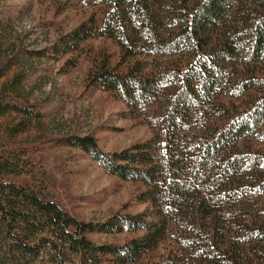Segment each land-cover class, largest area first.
I'll return each instance as SVG.
<instances>
[{
	"label": "trees",
	"instance_id": "1",
	"mask_svg": "<svg viewBox=\"0 0 264 264\" xmlns=\"http://www.w3.org/2000/svg\"><path fill=\"white\" fill-rule=\"evenodd\" d=\"M81 3L92 11L56 50L110 41L115 51L89 55L86 83L151 136L112 152L89 134L59 142L137 184L147 206L99 224L63 208L11 140L40 120L14 77L0 88V118L27 123L0 135V264H264V0ZM16 51L0 48V77ZM94 232L124 238L95 243Z\"/></svg>",
	"mask_w": 264,
	"mask_h": 264
},
{
	"label": "rangeland",
	"instance_id": "2",
	"mask_svg": "<svg viewBox=\"0 0 264 264\" xmlns=\"http://www.w3.org/2000/svg\"><path fill=\"white\" fill-rule=\"evenodd\" d=\"M91 11L81 0H0V48L17 50L0 77V88L21 77L17 92L40 120L11 140L26 147L29 158L43 168L63 208L79 220L99 224L115 213L140 212L147 204L135 200L137 184L107 174L87 153L62 145L60 138L89 134L100 150L112 152L144 142L151 132L140 119L124 116L126 108L119 100L86 83L89 55L100 48L115 51L110 41L87 40L66 54L56 50L59 37ZM6 63L0 61V68ZM19 122L27 123L13 114L1 117L0 135ZM89 237L105 243L122 241L124 235L94 232Z\"/></svg>",
	"mask_w": 264,
	"mask_h": 264
}]
</instances>
